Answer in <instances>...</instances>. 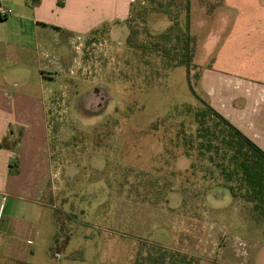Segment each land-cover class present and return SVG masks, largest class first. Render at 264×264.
Returning <instances> with one entry per match:
<instances>
[{"label": "rangeland", "instance_id": "374dc122", "mask_svg": "<svg viewBox=\"0 0 264 264\" xmlns=\"http://www.w3.org/2000/svg\"><path fill=\"white\" fill-rule=\"evenodd\" d=\"M177 1L134 2L126 19L74 42L71 18L52 26L58 34L13 33L26 22L20 9L0 19L1 85L43 99L46 108L53 175L43 198L52 208L37 222L50 246L43 264H181L182 256L192 264H264L262 210L228 180L222 153L201 149L194 118L204 104L217 105L206 76L219 69L244 8L188 0L189 10L179 11L191 37L187 70L155 45L173 24ZM91 17L84 11L73 20L82 27Z\"/></svg>", "mask_w": 264, "mask_h": 264}, {"label": "crops", "instance_id": "0c3cea01", "mask_svg": "<svg viewBox=\"0 0 264 264\" xmlns=\"http://www.w3.org/2000/svg\"><path fill=\"white\" fill-rule=\"evenodd\" d=\"M137 1L142 0H0V6L23 12L19 19L26 22L24 26L19 23L13 33H24L28 27L58 34L60 29L52 26L66 24L71 18L66 29L72 32L69 37L74 42L92 29L126 19ZM228 2L234 8L241 4L244 13L236 15L218 54L219 69L206 76L207 94L216 97L211 102L218 101L212 107L264 151V0ZM84 11L92 17L79 27L73 19ZM12 14L0 19L7 20ZM251 19L260 24L251 26ZM247 32L253 33L249 43ZM45 40L38 37L36 42L46 46ZM249 49L253 50L251 55ZM48 56L42 53L44 59ZM55 64L59 69L58 60ZM5 76L0 71V82ZM48 78L55 79V75ZM45 112L43 99L10 91L0 83V264H43L50 250L37 226L45 215L44 208H52L43 203L46 177L53 175Z\"/></svg>", "mask_w": 264, "mask_h": 264}, {"label": "trees", "instance_id": "16d2710c", "mask_svg": "<svg viewBox=\"0 0 264 264\" xmlns=\"http://www.w3.org/2000/svg\"><path fill=\"white\" fill-rule=\"evenodd\" d=\"M176 3L177 13H170L173 24L155 38V45H164V54L177 66L185 65L189 70L192 59L191 37L188 26L186 29L180 26L179 11L189 10L190 6L188 0ZM167 42L170 48L165 46ZM194 118L196 137L202 139L199 145L201 149L209 154L222 153L220 167L228 171V180L239 181L246 200L254 203L255 208L262 210L264 215V151L208 104L198 108ZM225 159L228 160L226 165L223 163ZM181 264H192V261L182 256Z\"/></svg>", "mask_w": 264, "mask_h": 264}, {"label": "built area", "instance_id": "2783aa9c", "mask_svg": "<svg viewBox=\"0 0 264 264\" xmlns=\"http://www.w3.org/2000/svg\"><path fill=\"white\" fill-rule=\"evenodd\" d=\"M10 14H12V10L5 8L3 6H0V16L1 17H7Z\"/></svg>", "mask_w": 264, "mask_h": 264}]
</instances>
